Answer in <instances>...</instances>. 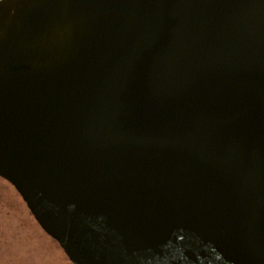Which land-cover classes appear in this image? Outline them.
<instances>
[{"label": "water", "instance_id": "obj_1", "mask_svg": "<svg viewBox=\"0 0 264 264\" xmlns=\"http://www.w3.org/2000/svg\"><path fill=\"white\" fill-rule=\"evenodd\" d=\"M0 178L71 264H264V0H0Z\"/></svg>", "mask_w": 264, "mask_h": 264}, {"label": "rangeland", "instance_id": "obj_2", "mask_svg": "<svg viewBox=\"0 0 264 264\" xmlns=\"http://www.w3.org/2000/svg\"><path fill=\"white\" fill-rule=\"evenodd\" d=\"M0 264H71L33 219L25 203L0 178Z\"/></svg>", "mask_w": 264, "mask_h": 264}]
</instances>
